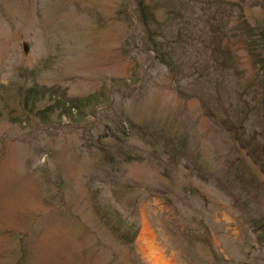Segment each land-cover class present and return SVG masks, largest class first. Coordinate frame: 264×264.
<instances>
[{
	"label": "rangeland",
	"instance_id": "1",
	"mask_svg": "<svg viewBox=\"0 0 264 264\" xmlns=\"http://www.w3.org/2000/svg\"><path fill=\"white\" fill-rule=\"evenodd\" d=\"M142 1L0 0V264H264V0Z\"/></svg>",
	"mask_w": 264,
	"mask_h": 264
},
{
	"label": "trees",
	"instance_id": "2",
	"mask_svg": "<svg viewBox=\"0 0 264 264\" xmlns=\"http://www.w3.org/2000/svg\"><path fill=\"white\" fill-rule=\"evenodd\" d=\"M138 8L140 9L138 14L140 15V18L143 19L144 21L143 25H144V28L146 29L145 30L146 43L147 42L151 43L153 41L151 37L153 35H157V33H161V34H158V36H161L164 39L165 35L161 31V28L151 29V25L149 24V22L150 23L153 22L154 25L159 26V22L153 17V12L152 13L150 12L151 6H148V5L145 6L144 2L140 0ZM161 23L163 22L161 21ZM157 58L159 60L165 57L158 56ZM165 63L168 64L169 66L173 64L171 61V58L167 59ZM42 88L43 89H37L36 87H26L25 89L21 91V96H23V99L26 101L24 105L25 108H23V110H25L26 113H31V115L38 114V116H40L42 120L48 119L47 117L48 112L52 113L51 111H57L60 118L63 117V118L72 119L75 115L72 114L71 112H77L78 115L82 116L81 109H83L86 104L87 105L89 103L91 104V102L94 101L93 99L97 97L94 94L87 96L90 99L85 98V97L83 98L70 97V96L64 95V92L62 90H58L57 88L55 89L53 88L45 89L44 87ZM2 91L4 92L5 90H2L0 87V95H3L4 98H6L7 96ZM39 103H41L42 106H38ZM262 218L263 220L259 221V224H258L259 227L262 225L264 226V217ZM104 220L109 223L108 227L112 230L111 232L116 233L119 240H123L125 243H129V238L127 236L129 234L125 233L121 229V225L111 228L110 222L112 218L108 214H106ZM129 225L131 226V228H133L132 224H129ZM255 227L259 228L258 226H255ZM256 228H254V230H256L257 232H260L261 228L259 229H256ZM218 264H221L220 259L218 260Z\"/></svg>",
	"mask_w": 264,
	"mask_h": 264
}]
</instances>
